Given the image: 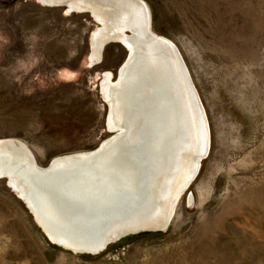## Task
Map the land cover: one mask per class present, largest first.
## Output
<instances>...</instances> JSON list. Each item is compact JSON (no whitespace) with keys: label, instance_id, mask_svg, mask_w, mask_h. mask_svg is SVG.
I'll list each match as a JSON object with an SVG mask.
<instances>
[{"label":"rangeland","instance_id":"obj_1","mask_svg":"<svg viewBox=\"0 0 264 264\" xmlns=\"http://www.w3.org/2000/svg\"><path fill=\"white\" fill-rule=\"evenodd\" d=\"M150 29L180 52L204 108L209 152L164 232L98 255L52 244L0 180V264H264V0H139ZM98 23L39 0H0V140L39 167L110 137L101 84L126 48L91 62ZM128 34V33H127ZM204 116V117H205Z\"/></svg>","mask_w":264,"mask_h":264},{"label":"bare ground","instance_id":"obj_2","mask_svg":"<svg viewBox=\"0 0 264 264\" xmlns=\"http://www.w3.org/2000/svg\"><path fill=\"white\" fill-rule=\"evenodd\" d=\"M39 1L64 6L67 13L88 12L99 24L91 38L93 64L101 61L107 42L120 41L128 49V64L117 82L106 73L101 84L109 109L107 128L117 134L94 158L41 174L25 149L7 139L8 146L0 151V176H7L15 193L31 204L51 240L75 251L80 249L76 244L91 236L102 237L131 223L159 226L173 213L179 190L195 172L194 158L208 144L203 110L175 51L150 34V12L142 1ZM126 30L130 35L124 36ZM164 86L169 94H160ZM151 87L158 92L154 99L148 93ZM136 98L138 104L149 99L156 108L150 138L149 117L134 114ZM123 201L130 204L124 215L107 214Z\"/></svg>","mask_w":264,"mask_h":264},{"label":"water","instance_id":"obj_3","mask_svg":"<svg viewBox=\"0 0 264 264\" xmlns=\"http://www.w3.org/2000/svg\"><path fill=\"white\" fill-rule=\"evenodd\" d=\"M134 1L138 2L139 0H134ZM149 29H150V26H149ZM130 33L131 32L129 30H126L124 32V36L130 35ZM150 34L153 35L155 37V39H157L159 42L166 43L170 47L173 48V50L175 51V54H176L178 60L180 61L182 67L185 70L187 79L190 82L191 89L194 91L193 94L197 98L198 104L200 105L201 109L203 110V114L205 116L204 108H203V105H202V103L200 101L199 95H198V93H197V91L195 89V86H194V84L192 82V79L190 77V74L188 72V69H187V67H186V65L184 63V60H183L180 52L178 51L177 47L173 43H171L169 40H167L165 38H162V37H159V36H156L155 34H153L151 32V29H150ZM110 42H112V41H110ZM113 42H116V43H119V44L123 45L122 42H120V41H116L115 40ZM126 50L128 52V49L127 48H126ZM128 58H129V54L127 55V58H126L125 62L123 63V65L120 67V69H119V71L117 73L115 82H117L118 77H119V74H120V71L122 70V68H125L127 66V64H128ZM112 79H113V77H112ZM144 83H145V86L147 88H149V84H151V83L147 82V80ZM151 88L152 89H150L148 93H149V96L152 99H154L155 96L157 95L156 94L157 91L155 89V91H156L155 92L153 90V87H151ZM159 89H160V94L161 93H164V92L166 94H169L168 91H167V89L165 88V86H164V89H162L160 87H159ZM138 100H139V98L138 99L136 98L135 99L136 102L134 101L135 102V104H134V107H135L134 108V111H135V113L134 114H135V116L137 115V117H139V116L142 117L145 114L147 115V117H149V119H150L149 120V123H147L148 125L146 124V126H147V129H146V137H147V135L148 136H152L153 131H155L154 130V126H153L154 123L152 122V120H154L153 115H154V112H155L156 108L154 106H151L150 105L151 102H149V99H148V101L143 99V101L141 103L139 102V104L137 103ZM138 105H140V107H138ZM108 114H109V109H108V106H107V115H106L105 126H106V130L111 134L110 137H108L107 139H105L104 141H102L98 145V147L95 148L94 150L85 151V152L71 153V154L59 156V157L51 160L46 167H42L41 168V167L37 166V163L35 161L34 156L32 155L31 151L28 149V147L26 145H23L24 143H22L19 140H13V141H14V143L16 145H21L25 149V151L27 153V156L30 158V161L32 162V165H33V168H34L35 172H37L39 174L46 173L47 170H52V169L54 170V168H59L62 164L67 163V162H74V161H77V160H88L90 158H94L95 156H97L98 154H100L102 151H104L106 148H108V146L111 144L110 140H112L114 138V136L117 134L116 131H110L107 128V118H108ZM205 118H206V116H205ZM206 122H207V120H206ZM207 129H209V128L207 127ZM147 138H150V137H147ZM209 144L210 143H209V139H208L207 148L205 147L204 150L203 151H200V153L194 158V168H195V172H194L193 175L190 176L189 180L187 179V181H185L184 186L181 188V190H179V192H178V199L176 200L175 206H176V204H177L180 196L184 193V191L188 188V186L190 185V183L196 177V175L198 173V170H199V167H200L201 161L204 160L207 157L208 152H209ZM6 146H8V141L7 140H3V141L0 140V151H2L3 148L6 147ZM0 180H5V182L9 186V188L15 193V191L12 189L11 185L8 182V177L7 176H5V175L4 176H0ZM16 196H18V195L16 194ZM18 199L23 203V205L25 206V208L27 209V211L31 215L33 221L38 226V228L41 230V232L44 234V236L49 240V242H51L52 244H55V245L59 246L60 248H62L64 250L70 251V252L75 253V254L98 255V254L102 253L108 246H110V245L116 243L117 241H119V240H121L123 238H126L128 236L137 235V234H141V233L164 232L168 228V226H169V224H170V222H171V220L173 218V214H174V211H173L172 214L169 213L167 215V217L164 218L161 221V223L159 224V226H157V227L154 226V225H151V224L131 223V224H128L127 226H125L123 228L115 229L114 231H112L111 234H104V235H102V237L100 236V237L95 238L94 235H93V236H91L92 238L88 239L84 243H82V244H76V245L79 246L80 249H78V250L75 251L71 247H65V246H63L61 244H57V243L53 242L51 240V238H50V234H48L47 230H45L43 228V226L40 224L39 220H37V218H36V216L34 214V211L31 208V204H29L28 202H25L19 196H18ZM123 203L124 204L117 205L113 209H109L108 211H111V212H108L107 214H109V215L114 214V215H118V216L124 215L127 212V209L129 208L130 204L127 201L126 202L123 201ZM131 222H134V221H131ZM89 231L92 232V231H95V229L92 228V229H89L88 232Z\"/></svg>","mask_w":264,"mask_h":264}]
</instances>
